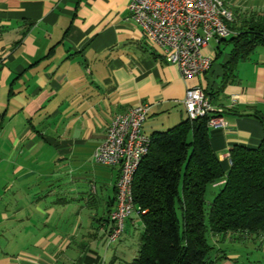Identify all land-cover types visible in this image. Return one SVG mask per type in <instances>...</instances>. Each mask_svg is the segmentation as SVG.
<instances>
[{
	"label": "crops",
	"instance_id": "0c3cea01",
	"mask_svg": "<svg viewBox=\"0 0 264 264\" xmlns=\"http://www.w3.org/2000/svg\"><path fill=\"white\" fill-rule=\"evenodd\" d=\"M129 1L0 0V264H125L135 257L129 236L142 227L138 216L105 245L119 168L93 158L117 113L151 103L142 126L150 135L183 121L186 89L201 85L226 121L208 132L224 170L236 144L255 146L264 137V43L238 53L229 69L235 33L219 44L209 40L202 52L210 70L184 79L129 19ZM224 3L234 32L264 20L262 2ZM214 247L212 264L237 261Z\"/></svg>",
	"mask_w": 264,
	"mask_h": 264
},
{
	"label": "trees",
	"instance_id": "16d2710c",
	"mask_svg": "<svg viewBox=\"0 0 264 264\" xmlns=\"http://www.w3.org/2000/svg\"><path fill=\"white\" fill-rule=\"evenodd\" d=\"M244 25L234 32L230 23L235 47L229 69L238 53L243 57L264 43V20ZM208 132L206 117H198L149 135L148 153L132 182L142 233L135 257L125 264H212L210 235L216 241L256 237L264 243V137L255 146L236 144L224 170ZM220 180L207 200V186Z\"/></svg>",
	"mask_w": 264,
	"mask_h": 264
},
{
	"label": "built area",
	"instance_id": "2783aa9c",
	"mask_svg": "<svg viewBox=\"0 0 264 264\" xmlns=\"http://www.w3.org/2000/svg\"><path fill=\"white\" fill-rule=\"evenodd\" d=\"M128 17L160 47L164 59L176 65L184 79L208 72L212 59L202 52L203 48L209 40L219 44L233 33L230 23L234 14L224 0H130ZM182 103L186 118L206 117L208 128L226 127L222 109L211 105L201 85L187 87ZM151 107V103L141 102L113 115L103 140L93 151L96 163L119 168L115 207L109 213L105 238L107 247L119 240L125 221L139 215L132 198V182L149 150L150 136L142 126Z\"/></svg>",
	"mask_w": 264,
	"mask_h": 264
},
{
	"label": "rangeland",
	"instance_id": "374dc122",
	"mask_svg": "<svg viewBox=\"0 0 264 264\" xmlns=\"http://www.w3.org/2000/svg\"><path fill=\"white\" fill-rule=\"evenodd\" d=\"M253 1L255 3H261V2L264 3V0H253ZM217 189H211L210 187H208V190L206 191V199L211 200L214 193L218 191ZM178 217L180 218L179 213H178ZM141 233H142V227H139V229L134 230V234H132L131 237L129 236L130 243L131 245L133 244V248L138 246ZM210 236H211L210 241L213 242L216 247L224 249L226 252L232 253L235 255L234 257L238 258L237 261L234 262V264H264V248L260 247L262 243L260 242L259 239H256V237H253L254 239H247V240L226 239V240L216 241L212 235Z\"/></svg>",
	"mask_w": 264,
	"mask_h": 264
}]
</instances>
